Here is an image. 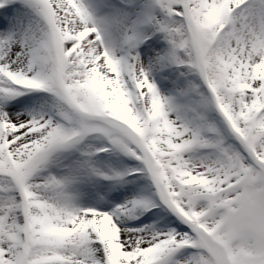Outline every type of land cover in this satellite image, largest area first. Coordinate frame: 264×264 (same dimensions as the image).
<instances>
[{
  "label": "snow or ice",
  "instance_id": "1",
  "mask_svg": "<svg viewBox=\"0 0 264 264\" xmlns=\"http://www.w3.org/2000/svg\"><path fill=\"white\" fill-rule=\"evenodd\" d=\"M0 264H264V0H0Z\"/></svg>",
  "mask_w": 264,
  "mask_h": 264
}]
</instances>
